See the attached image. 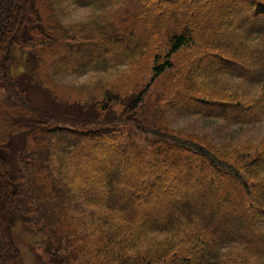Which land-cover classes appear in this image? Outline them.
Listing matches in <instances>:
<instances>
[{
	"label": "trees",
	"instance_id": "16d2710c",
	"mask_svg": "<svg viewBox=\"0 0 264 264\" xmlns=\"http://www.w3.org/2000/svg\"><path fill=\"white\" fill-rule=\"evenodd\" d=\"M98 1L0 0L2 125L6 110L39 116L24 124L33 147L24 142L14 159L0 134V264H27L13 237L19 222L50 255L33 256L36 264H67L59 253L64 237L82 254L79 264L263 260L264 136L217 141L176 127L174 118L262 121L264 0H103L112 3L94 7L86 21L64 19L68 4ZM113 5L121 17L112 16ZM16 48L26 50V71L32 62L59 69L69 55L76 67L117 76L99 81L84 106L91 117L79 121L30 105L11 73ZM79 126L88 130L73 129ZM41 155L37 175L40 195L53 205L52 233L31 178ZM82 208L92 223L72 238Z\"/></svg>",
	"mask_w": 264,
	"mask_h": 264
},
{
	"label": "rangeland",
	"instance_id": "374dc122",
	"mask_svg": "<svg viewBox=\"0 0 264 264\" xmlns=\"http://www.w3.org/2000/svg\"><path fill=\"white\" fill-rule=\"evenodd\" d=\"M112 3V2H111ZM103 0H99L97 3L87 6H80L77 4H68L67 12L64 15V19L71 23H81L86 21L91 16V13L95 12L94 7L97 9L107 8L111 5ZM115 4V3H113ZM115 8L116 6L113 5ZM100 11V10H99ZM92 13V14H93ZM123 15L122 7L115 8L112 12V16L119 18ZM203 19V18H202ZM209 27H213L209 25ZM26 50L21 48H16L14 50L15 60L11 68L12 76L19 81V89L23 90L26 94V97L29 99V103L32 107L40 108L45 111L67 115L78 119H86L91 117L90 110H86L85 105H90L96 98V93L99 92L101 84L99 83L102 79H107L108 77L117 76V72L114 69L110 71H105L103 69H96V66L85 68L84 66L76 67L75 59L70 58L69 55H65L63 63L59 65L61 68L56 69V64L52 65H38L32 62L30 68L26 71L27 59L25 54ZM25 54V55H24ZM45 60V59H44ZM63 67V68H62ZM87 83L92 84V88L88 91L85 88ZM89 92V93H88ZM91 92V93H90ZM1 97V96H0ZM3 110L0 108V115ZM5 112V111H4ZM7 117H3L5 122L2 125V119H0V134L7 133V139L2 142L3 148L10 156H13L11 153L13 150H17V147L24 150L26 147H33L32 143H28L25 139V129L24 124L27 122L34 124L38 121L37 115L27 114L22 110H6L5 112ZM36 120V121H35ZM174 125L180 129L184 130H196L202 133H208L212 138H215L217 141H232L233 143L245 140L247 138H261L264 136V117L261 122L255 125H227L224 121L218 118L204 117L201 115H185L181 117L174 118ZM70 126V125H69ZM14 131L12 128H14ZM74 130L78 132H86L88 129L86 127H73ZM25 142V146H24ZM40 146V145H39ZM38 146V149H42ZM48 152L51 150L50 146H47ZM19 153V152H18ZM13 159L16 158L19 154ZM56 154L59 151L54 152ZM54 157V163H59V158ZM43 156L41 155L38 160L33 164V169L31 173L32 185H34L35 193L41 197L43 208L46 211L47 221L49 223V232L52 233L54 228L52 225V218L54 213L52 211L53 205L49 203L48 200H44L42 193V179L38 181L40 176L37 175V172L42 169L43 166ZM21 160L19 161V164ZM20 166V165H19ZM39 173V172H38ZM50 186V184H49ZM52 186V185H51ZM48 191H44V194ZM43 194V193H42ZM74 220H80L79 233L76 232L71 237H77L80 234L87 233L88 230L85 227V224L89 225L92 223V218L86 216L85 210L82 208L76 217H72ZM89 221V223H88ZM13 237L16 245L22 251L25 262L27 264H36L33 260V256L39 255L44 260H48L50 255L43 251V247L40 243H35L34 241L39 239L35 237L27 225L23 222H19L13 228ZM83 239L76 240V244L83 243ZM44 245L47 243L42 241ZM58 246V243L53 245L52 248ZM59 246L62 249H59V253L66 258L65 261L67 264H79L82 254H76L71 250L74 248V245L67 242V239L64 237ZM49 255V256H48ZM75 255V258L72 257ZM246 264H264L263 260H258L251 258ZM216 264H223L221 261H217Z\"/></svg>",
	"mask_w": 264,
	"mask_h": 264
}]
</instances>
